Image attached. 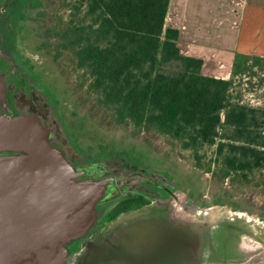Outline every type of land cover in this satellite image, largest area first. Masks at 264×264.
Instances as JSON below:
<instances>
[{
	"label": "water",
	"instance_id": "water-1",
	"mask_svg": "<svg viewBox=\"0 0 264 264\" xmlns=\"http://www.w3.org/2000/svg\"><path fill=\"white\" fill-rule=\"evenodd\" d=\"M105 192L77 179L33 115L0 117V264H264L257 214L173 187L99 226Z\"/></svg>",
	"mask_w": 264,
	"mask_h": 264
},
{
	"label": "trees",
	"instance_id": "trees-1",
	"mask_svg": "<svg viewBox=\"0 0 264 264\" xmlns=\"http://www.w3.org/2000/svg\"><path fill=\"white\" fill-rule=\"evenodd\" d=\"M170 1L86 0L92 32L87 39L84 31L76 34L73 44L83 43L77 65L89 70L92 88L118 123L182 139L184 149L216 144L219 155L226 152L225 178L263 167L256 116L264 111L232 103L230 80L203 76V60L181 53L178 30L165 27ZM169 64L177 73L161 71ZM221 128L232 131L220 134Z\"/></svg>",
	"mask_w": 264,
	"mask_h": 264
},
{
	"label": "rangeland",
	"instance_id": "rangeland-1",
	"mask_svg": "<svg viewBox=\"0 0 264 264\" xmlns=\"http://www.w3.org/2000/svg\"><path fill=\"white\" fill-rule=\"evenodd\" d=\"M43 1V15L34 23L27 47L57 94L66 123L71 129L86 130L83 144L162 168L181 184L178 188L191 201L221 204L264 218V166L245 174L232 172L225 178L222 161L226 152L219 155L216 144L184 149L182 139L154 129L136 128L131 123H118L114 109L102 104L99 92L92 88L89 70L77 65L76 50L83 43L73 44L78 40L76 34L84 31L82 37L87 39L92 32L86 0ZM182 54L205 60L203 76L219 78L230 73L226 57H222L223 65H219L216 58L199 47ZM161 71L175 74L178 66L169 64ZM228 79L232 82L229 91L232 103L264 111V66L246 64ZM256 119L260 123L256 132L264 137V118L258 113ZM231 131L219 130L227 135Z\"/></svg>",
	"mask_w": 264,
	"mask_h": 264
},
{
	"label": "flooded vegetation",
	"instance_id": "flooded-vegetation-1",
	"mask_svg": "<svg viewBox=\"0 0 264 264\" xmlns=\"http://www.w3.org/2000/svg\"><path fill=\"white\" fill-rule=\"evenodd\" d=\"M43 6V0H0V117L33 115L51 144L72 162L79 181L105 184L95 205L102 226L181 184L158 166L83 144L86 130L66 123L57 94L27 47Z\"/></svg>",
	"mask_w": 264,
	"mask_h": 264
},
{
	"label": "crops",
	"instance_id": "crops-1",
	"mask_svg": "<svg viewBox=\"0 0 264 264\" xmlns=\"http://www.w3.org/2000/svg\"><path fill=\"white\" fill-rule=\"evenodd\" d=\"M165 27L178 30L181 53L199 47L219 65L226 57L230 73L218 79L264 62V0H171Z\"/></svg>",
	"mask_w": 264,
	"mask_h": 264
}]
</instances>
